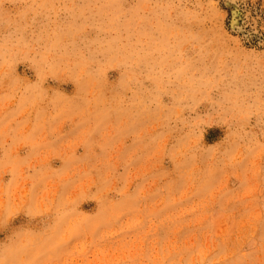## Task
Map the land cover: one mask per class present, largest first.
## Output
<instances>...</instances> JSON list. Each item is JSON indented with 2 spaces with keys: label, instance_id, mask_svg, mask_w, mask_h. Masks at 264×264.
<instances>
[{
  "label": "rangeland",
  "instance_id": "374dc122",
  "mask_svg": "<svg viewBox=\"0 0 264 264\" xmlns=\"http://www.w3.org/2000/svg\"><path fill=\"white\" fill-rule=\"evenodd\" d=\"M227 1L0 0V264H264V0Z\"/></svg>",
  "mask_w": 264,
  "mask_h": 264
},
{
  "label": "bare ground",
  "instance_id": "6f19581e",
  "mask_svg": "<svg viewBox=\"0 0 264 264\" xmlns=\"http://www.w3.org/2000/svg\"><path fill=\"white\" fill-rule=\"evenodd\" d=\"M227 4L229 5V7L231 8V20H230V24H231V27H233V29H237V30H240L241 32H243V27H241L239 25V19H238V16H239V5L237 3L236 0H231V1H227ZM241 12V11H240ZM243 14V12H242ZM245 15V14H244ZM246 16V15H245ZM248 18V17H247ZM256 30V29H255ZM258 39H261V37L256 34V33H253ZM245 35V34H244ZM260 41H263V40H260Z\"/></svg>",
  "mask_w": 264,
  "mask_h": 264
}]
</instances>
